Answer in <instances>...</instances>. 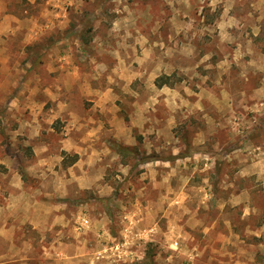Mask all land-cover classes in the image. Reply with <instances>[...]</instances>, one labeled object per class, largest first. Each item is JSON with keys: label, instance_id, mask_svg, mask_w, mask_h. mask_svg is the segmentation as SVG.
I'll use <instances>...</instances> for the list:
<instances>
[{"label": "rangeland", "instance_id": "rangeland-1", "mask_svg": "<svg viewBox=\"0 0 264 264\" xmlns=\"http://www.w3.org/2000/svg\"><path fill=\"white\" fill-rule=\"evenodd\" d=\"M1 22L0 264H264V0Z\"/></svg>", "mask_w": 264, "mask_h": 264}, {"label": "crops", "instance_id": "crops-1", "mask_svg": "<svg viewBox=\"0 0 264 264\" xmlns=\"http://www.w3.org/2000/svg\"><path fill=\"white\" fill-rule=\"evenodd\" d=\"M5 17H7V18H9V19H17L14 15H12V14H7V15H5ZM0 28L3 30L2 31V35H7V32L5 31L6 29H5V25H4V22H1L0 23ZM6 32V33H5Z\"/></svg>", "mask_w": 264, "mask_h": 264}, {"label": "trees", "instance_id": "trees-1", "mask_svg": "<svg viewBox=\"0 0 264 264\" xmlns=\"http://www.w3.org/2000/svg\"><path fill=\"white\" fill-rule=\"evenodd\" d=\"M88 30H90V29H88ZM167 76H160V77H158V79L156 80V84L158 85V86H162L163 84H167ZM126 148V147H125ZM123 150V148H121V150L120 151H122Z\"/></svg>", "mask_w": 264, "mask_h": 264}]
</instances>
